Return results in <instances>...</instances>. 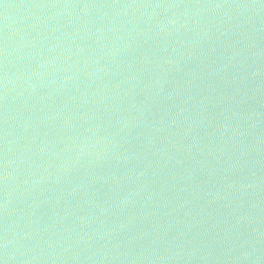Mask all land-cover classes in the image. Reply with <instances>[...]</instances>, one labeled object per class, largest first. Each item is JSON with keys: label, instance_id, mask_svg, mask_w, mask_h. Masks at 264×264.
<instances>
[{"label": "water", "instance_id": "1", "mask_svg": "<svg viewBox=\"0 0 264 264\" xmlns=\"http://www.w3.org/2000/svg\"><path fill=\"white\" fill-rule=\"evenodd\" d=\"M0 264H264V0H0Z\"/></svg>", "mask_w": 264, "mask_h": 264}, {"label": "clouds", "instance_id": "2", "mask_svg": "<svg viewBox=\"0 0 264 264\" xmlns=\"http://www.w3.org/2000/svg\"><path fill=\"white\" fill-rule=\"evenodd\" d=\"M6 247H7V245H6Z\"/></svg>", "mask_w": 264, "mask_h": 264}]
</instances>
